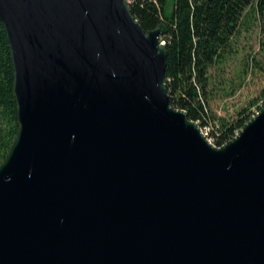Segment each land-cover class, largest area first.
I'll return each mask as SVG.
<instances>
[{"label": "water", "instance_id": "obj_1", "mask_svg": "<svg viewBox=\"0 0 264 264\" xmlns=\"http://www.w3.org/2000/svg\"><path fill=\"white\" fill-rule=\"evenodd\" d=\"M130 1L0 0L19 124L0 264H264V107L213 144Z\"/></svg>", "mask_w": 264, "mask_h": 264}, {"label": "trees", "instance_id": "obj_2", "mask_svg": "<svg viewBox=\"0 0 264 264\" xmlns=\"http://www.w3.org/2000/svg\"><path fill=\"white\" fill-rule=\"evenodd\" d=\"M171 3L131 0L130 9L146 31L165 24L162 41L167 50L166 79L172 105L184 109L202 127L209 125L214 144L222 146L236 136L252 115L247 107L234 119H216L208 91L210 70L226 59L248 7H253L264 35V0H171ZM14 82L11 45L0 19V163L19 127Z\"/></svg>", "mask_w": 264, "mask_h": 264}, {"label": "rangeland", "instance_id": "obj_3", "mask_svg": "<svg viewBox=\"0 0 264 264\" xmlns=\"http://www.w3.org/2000/svg\"><path fill=\"white\" fill-rule=\"evenodd\" d=\"M245 13L226 59L210 70L208 91L216 119H234L247 107L253 117L264 107V35L253 7Z\"/></svg>", "mask_w": 264, "mask_h": 264}, {"label": "built area", "instance_id": "obj_4", "mask_svg": "<svg viewBox=\"0 0 264 264\" xmlns=\"http://www.w3.org/2000/svg\"><path fill=\"white\" fill-rule=\"evenodd\" d=\"M199 123V122H198ZM202 127V126H201ZM202 130L204 132V134L208 137V139L214 144V138L210 135L211 132V127L209 126H204L202 127Z\"/></svg>", "mask_w": 264, "mask_h": 264}]
</instances>
